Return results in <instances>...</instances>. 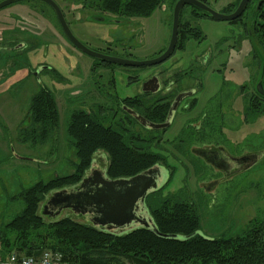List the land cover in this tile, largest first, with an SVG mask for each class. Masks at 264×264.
<instances>
[{"label": "rangeland", "instance_id": "374dc122", "mask_svg": "<svg viewBox=\"0 0 264 264\" xmlns=\"http://www.w3.org/2000/svg\"><path fill=\"white\" fill-rule=\"evenodd\" d=\"M55 1L73 35L94 51L144 60L156 57L169 42L174 0H164L147 17L112 14L89 0ZM204 1L218 12L234 2ZM94 16L105 19L99 21ZM250 19L248 10L241 21L231 23L200 15L184 5L181 27L196 26L203 38L186 37L181 48L175 46L168 58L154 65L105 67L94 64L98 59L81 52L65 37L55 13L44 1L22 0L1 8L0 241L3 226L24 207L18 196L23 188L73 171L77 157L66 134L69 116L77 109L94 113L97 103L104 108L111 126L118 129L117 123L125 125L132 133L145 136L150 143L147 147L163 157L162 178L167 180L169 172L170 177L154 196L161 200L178 195L192 202L201 234L234 236L251 219L262 217L264 99L255 96L254 88L261 76L264 54L243 26ZM153 76L161 82L169 81L170 92L189 88L196 92L183 101L188 106H179L172 125L159 141L147 136L150 131L132 124L119 108L121 98L138 94L142 83ZM42 84L52 91L59 112V126L44 140L39 126L28 117L30 98ZM254 100H259V111L252 114ZM120 117H124L121 122ZM198 120L210 128L215 126L214 133L209 127L205 129L206 140H215L231 155L258 151L261 157L216 188H206L213 177L212 169L189 152L194 140L167 142L182 125ZM104 157L97 153L94 163L99 166Z\"/></svg>", "mask_w": 264, "mask_h": 264}, {"label": "trees", "instance_id": "16d2710c", "mask_svg": "<svg viewBox=\"0 0 264 264\" xmlns=\"http://www.w3.org/2000/svg\"><path fill=\"white\" fill-rule=\"evenodd\" d=\"M89 1L100 4L98 9L112 14L147 17L164 0ZM238 2L234 0L229 3L224 12L233 11ZM191 8L200 15L208 16L193 6ZM247 10L251 19L248 25L244 23L243 26L261 45L264 54V0H249L242 14L229 22L241 21ZM178 34L176 46L179 48L190 35L203 38L196 26L184 24L183 28L180 21ZM94 64L105 67L115 65L101 60ZM132 79L136 80L135 77ZM262 83L264 87V65ZM254 94L264 99L255 88ZM129 100L123 98L121 102L129 106ZM258 103L259 100L253 101L252 114L259 111ZM125 114L130 117L127 112ZM28 117L32 124L39 126L42 140L59 126L56 101L46 85H39L31 96ZM164 117L165 113H162L153 120L161 122ZM107 121L104 108L98 103L94 113L84 109L72 110L66 134L72 139L77 157L73 171L45 182L37 181L19 192L24 207L3 226L1 256L13 251L37 255L44 249H51L61 252L69 264H264V215L251 219L240 234L206 237L199 232V216L193 203L178 195H168L160 200L154 195L161 189L148 197V213L155 227L161 233L191 235L188 239L162 238L142 226L124 232L95 226L70 210L55 218L43 215L41 207L47 196L54 190L78 185L97 153L106 156L104 170L109 179L129 178L164 161L162 156L147 146L137 145L134 133L125 125L117 123V129Z\"/></svg>", "mask_w": 264, "mask_h": 264}, {"label": "water", "instance_id": "95a60500", "mask_svg": "<svg viewBox=\"0 0 264 264\" xmlns=\"http://www.w3.org/2000/svg\"><path fill=\"white\" fill-rule=\"evenodd\" d=\"M18 1L22 0H0V9ZM41 1H44L52 8L63 34L81 52L101 61L135 67L160 63L172 54L178 38L180 12L184 5L193 6L205 12L213 19L232 21L242 14L249 0H239L235 9L229 13L218 12L209 7L202 0H176L172 8L170 38L166 48L156 57L144 60L122 58L90 49L73 35L61 8L55 0ZM99 17L94 16V19L99 21L105 19L104 17ZM35 75H37V72H35ZM255 90L264 97L262 72L257 81ZM191 93L192 91H184L176 96V99L170 106L168 119L166 121L156 123L142 120L144 121L142 123H144L145 126L156 129L167 127L173 118L175 109L180 100ZM128 112L134 114L131 111ZM260 157L261 152L256 151L235 157L234 159H239L243 162V166L240 169L241 171L251 167ZM94 162L89 168L92 174L86 171L85 176L82 177L78 185L71 188L54 190L47 196L41 207L43 215L55 218L60 216L64 210L68 209L95 226L107 227L121 232L142 226L162 238L185 240L191 236L161 233L155 227L152 218L149 213H147L148 211H144L143 208H141L145 196L158 187L160 181V175L158 174L160 171L159 166L154 165L129 178L109 179L104 175L102 169L96 168L98 166ZM209 187L210 184H208L207 188Z\"/></svg>", "mask_w": 264, "mask_h": 264}, {"label": "flooded vegetation", "instance_id": "af4514ba", "mask_svg": "<svg viewBox=\"0 0 264 264\" xmlns=\"http://www.w3.org/2000/svg\"><path fill=\"white\" fill-rule=\"evenodd\" d=\"M162 82L156 76L150 77L142 83L141 90L138 94L124 97V98H130L129 106L124 105L122 104V102L119 101L120 103L119 108L121 112H123V115L126 116L125 113L127 112L130 116L128 119L130 120V122H132V124L138 126L141 130H144L146 132L150 131L151 134H148L147 136H149L150 138L152 137V140L154 141L156 140L159 141L163 136V134L167 131V129L172 125L173 119L178 111V108L183 103V101L186 98L196 93L194 88H189L188 90H180L177 92H172V91L170 92L169 81L167 82L165 80ZM184 91H192V93L184 97L182 100H180V102L178 103L175 109L173 118L167 127L156 129L145 126V124L142 123L144 122L142 120L155 122L153 119L155 117L160 116L162 113H165V117L162 119L161 122L166 121L168 119L170 106L176 99V96ZM182 106L185 108L186 106H188V103H183ZM128 111H131L134 114H131ZM122 118L124 117L119 118L120 122L121 120H123ZM182 126L183 128L180 131H178V133H175V135L172 136V139H168L167 142L177 141L179 144H181L188 140H194L193 143L189 144V152L194 154L199 159H201L203 162H205L206 165H208L212 169L213 177H210V179L208 180L209 182L208 184L212 186L211 187L212 189L216 188L220 183L226 182L227 180L231 179L236 173L240 172V169L243 166V162L239 159L237 160L234 158L250 152H245L237 156H234L231 155L221 144L216 143L215 140L214 141L206 140L207 134L205 133V129L208 128L209 126L205 123V121L203 123L201 122V120H198L197 122L189 121L188 124L186 123ZM209 130L211 133L216 132L214 125H212L211 128L209 127ZM152 132H154L155 134ZM134 137L136 138L135 143H137V145L139 146L150 145L149 141L146 140L145 136H142L140 134L138 135V133H135ZM191 137L193 138L190 139ZM104 158L105 160L100 158L99 166L96 168L102 169L105 175L104 167L106 165V157ZM156 165L159 166L160 171L158 172V174L160 175V181L158 187L145 196L141 204L142 207L140 206L141 208H143L144 211H149L148 197L151 194H153L155 191L162 189L170 177V172L168 171L169 172L168 179L167 180L163 179L162 168L164 167V165L160 162ZM87 172H90V174H92L90 170H88Z\"/></svg>", "mask_w": 264, "mask_h": 264}, {"label": "built area", "instance_id": "2783aa9c", "mask_svg": "<svg viewBox=\"0 0 264 264\" xmlns=\"http://www.w3.org/2000/svg\"><path fill=\"white\" fill-rule=\"evenodd\" d=\"M0 264H69L57 250L44 249L37 255H26L20 252H10L0 255Z\"/></svg>", "mask_w": 264, "mask_h": 264}]
</instances>
